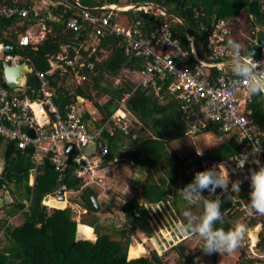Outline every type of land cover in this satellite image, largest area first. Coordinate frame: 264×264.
Listing matches in <instances>:
<instances>
[{"label": "trees", "instance_id": "16d2710c", "mask_svg": "<svg viewBox=\"0 0 264 264\" xmlns=\"http://www.w3.org/2000/svg\"><path fill=\"white\" fill-rule=\"evenodd\" d=\"M8 1L9 4L12 2V0ZM79 2L94 12H98L95 11L96 8L106 3L120 5L155 3L165 9L167 14H152L147 18L142 17L141 12L133 10L121 11L120 14L129 15L131 22H142V25L147 26L148 32L158 28L162 23H169L171 30L180 39L184 48L189 51L193 49L189 40L192 38L194 47L202 57L209 56L211 49L209 34L201 27V23L214 29L220 22H226L232 27L233 33L236 32L238 19L241 16L252 19L254 24L251 30L257 24L264 25V0H125V2L123 0H79ZM58 9V16L65 19V22L60 23V20L46 18L47 24L52 25V31L48 33L46 39L42 40L37 49H34L31 44L24 46V54L30 57L35 69L41 71L50 69L48 54L58 52L64 45L68 46L72 53H80L85 58L83 73L86 75V80L82 87L76 88L73 95L63 94L61 91L54 94V101L62 110L72 98L83 95L90 100L94 99L93 104L100 111L102 122L115 112L119 102L130 93L127 97V107L137 115L139 121L149 129L150 133L143 134L145 136L143 138L139 136L134 138L132 131L124 133L118 128L113 135L108 131L105 133L108 144L112 149L119 147L124 140H127L129 144L138 143V149L130 155L132 163L145 166L148 171L162 170L163 176L159 181L152 180L144 183L140 193L124 203L122 210L125 212L126 220L123 221L122 226L118 227L116 222L105 224L100 221L97 215L98 209L92 199V195L97 196V192L93 186L85 184L83 177L76 175L72 164L67 166L63 181H59L58 172L54 168H48L45 163H41L38 166L35 184L30 185V173L34 163L31 160V154L20 149L13 155L10 169L4 176L6 188L14 196V201L0 209V264H168L164 256L159 255L156 250L150 251L147 255H141L145 249L144 247L140 249L139 246L143 244H131L137 228L146 234H151L150 219L158 215L156 208L165 209L173 219L174 225L177 220L184 218L183 213L186 210L197 215L203 213L202 203L197 201L194 202L196 204H189L183 199L181 191L184 183L194 177L196 172L201 171L200 166L197 162L190 163L188 166L191 171L187 172L184 158L171 154L169 150L172 141L186 136L187 121L182 116L176 99L162 101L153 90L136 86L135 82L128 78L114 83L122 68L141 70L146 64V60L136 53L125 52L123 38L120 35L107 32L104 35H97L95 43L88 42L86 39L95 31L96 25L84 21L77 29L67 27V21L70 18L80 15L75 1L62 2ZM19 21L20 18L17 16L0 17V39L5 45L20 47L19 35L25 32L27 23L18 26V30L8 29L9 26H16ZM250 34L251 37L255 36L254 33L250 32ZM233 36L226 39V42L228 43L230 39L234 40ZM247 45L245 52L251 47V42L248 41ZM191 62H196L194 57ZM36 70H33L25 91L20 94L29 97L38 95L40 79ZM213 71L216 73L220 69L215 68ZM225 71L230 70L227 68ZM248 107L253 110L257 127L264 132V94L251 95ZM85 117L91 119L88 112L85 113ZM137 123L136 121L135 124ZM211 131H214L212 125L205 130V132ZM6 144L7 141H0V151ZM235 148L237 144L234 138H231L213 145L210 150L218 157H226L233 153ZM112 158L113 154L109 151L105 156V162ZM63 187L78 193L73 202L77 201L79 205L85 207L93 222L91 223V220L85 217H81L80 221L95 228L96 240L78 238L79 221L74 217L76 210L72 205L57 208L43 202L47 195ZM204 192L206 193V190ZM204 196L208 199L221 200L223 223L218 221L215 224L216 228L225 230L234 228L235 219L246 210L242 207L243 202L233 197L220 196L217 193L204 194ZM236 196L250 200L249 194L236 193ZM132 209L143 210L147 217L132 214ZM18 213H22V222L10 223V218ZM251 221L253 226L259 222L254 217ZM183 222L186 223V220L183 219ZM172 230L180 234L177 227ZM92 235L94 237V234ZM202 247L203 244L197 251L188 253L182 241L175 244L172 248L177 252L175 264H196L195 258L202 251ZM128 252L133 258L129 257ZM240 259H247L244 251ZM250 260L256 262L261 259L250 258Z\"/></svg>", "mask_w": 264, "mask_h": 264}, {"label": "built area", "instance_id": "2783aa9c", "mask_svg": "<svg viewBox=\"0 0 264 264\" xmlns=\"http://www.w3.org/2000/svg\"><path fill=\"white\" fill-rule=\"evenodd\" d=\"M55 1L68 2V0ZM75 5L80 15L70 18L67 27L77 29L86 21L96 25L93 32L95 36L107 32L120 35L127 54L136 53L146 60L143 69L131 70L130 79L136 86L153 90L162 101L171 98L178 101L182 116L188 124L186 136L193 140L199 134L220 133L217 135L219 139L226 137L227 141L234 138L237 148L226 157L214 155L210 150L211 146L200 149L193 141V151L187 157V161L192 164L197 162L201 171L224 163L227 169L225 174H229L230 180L242 181L241 190L237 194H250V180L246 177L250 176V169L258 167L253 161L259 159L264 163V132L257 127L253 110L248 107L251 95L248 94L246 86L231 72L228 64L232 50L228 47L226 39L232 36V27L226 22H220L214 29H210L201 23V27L209 34L211 49L209 56L202 57L194 47L192 38L189 40L193 49L189 51L184 48L169 23H162L158 28L148 32L147 26L142 25V22H131L129 15L120 14L121 11L129 10L145 12L148 16L167 14L165 9L155 3L122 5L106 3L96 8L95 11L98 12L84 7L79 0L75 1ZM16 14L29 18L31 15H38L37 12L31 13L26 8L19 9L17 5L0 6V17H11ZM165 33L169 35L171 44L165 43ZM251 33L255 36L249 38L250 49L256 44L261 48L258 56L251 55L254 60L264 62V25H255ZM260 34L262 37L258 40ZM30 41L31 36L28 33L20 35L19 45L23 50L21 55L3 52L4 45L1 44L0 64L2 61H7L11 65L31 61L30 57L24 54L23 49L30 44ZM245 54L241 53V55ZM193 57L196 60L194 63L191 62ZM84 65L85 61L80 63L82 68ZM215 68L220 71L215 73L213 71ZM227 68L230 71H225ZM51 72L52 68L46 71L37 70L40 87L36 97L22 95L20 94L22 91H13L0 82V141L9 143L13 140L18 150L25 151L26 147H33V151L29 152L34 163L30 173V185L35 184L38 166L44 163L42 159L44 155L54 164L53 168L59 174L58 180L63 181L69 165L66 145L72 143L76 149L72 162L75 173L89 184L93 182L94 170L101 165L103 158L110 151L105 133L108 131L113 135L118 128L124 133L130 131L132 123L130 112L121 110L128 108L127 97L130 93L119 102L117 109L109 118L101 122V116L98 119L99 125L91 127L80 101H70L64 106V110L54 101ZM79 76L80 82L86 79L83 71ZM89 114L91 117L92 113ZM210 125L213 126L214 131L205 132ZM30 130L33 131L32 134ZM92 142L95 144V149L88 153L85 149ZM253 142L257 146H262L259 153L253 154ZM242 154L248 155V161L243 168H240L238 164L243 160ZM62 189L67 196L70 191L65 187ZM231 193L234 199L242 201V207L248 210L249 201L236 198V193L231 191L229 184L228 194ZM248 212L251 216H256L255 213L249 210ZM257 226H259L257 241L250 242V249L254 253L257 244L264 237V220H259L255 226L249 227ZM172 240L174 241V238Z\"/></svg>", "mask_w": 264, "mask_h": 264}, {"label": "crops", "instance_id": "0c3cea01", "mask_svg": "<svg viewBox=\"0 0 264 264\" xmlns=\"http://www.w3.org/2000/svg\"><path fill=\"white\" fill-rule=\"evenodd\" d=\"M74 1H78V0H74ZM61 4H62V2L55 1V0H12V2H10V4H9L8 0H0V6H10V5L15 6V5H17V7L19 9H25L26 8L31 13H33V12L38 13L37 16L31 15L30 18L29 17H22L21 15L16 14L14 16L19 17L20 21L17 22L16 26H9L8 27L9 30H11V29L18 30V26L23 25L26 22L27 23V29L23 33L24 34L28 33L31 36L30 44L33 46L34 49H37L38 45L42 42V40L46 39L48 33L52 31V25L47 24V22L45 21L46 18L48 20H60V23L65 22V19H61L60 16H58V14H57V11L59 10L58 7ZM26 5H29V6H26ZM23 33H20V35ZM234 34L236 36V33L232 32V36ZM20 35H19V38H20ZM233 39L236 42L240 43V41L237 40V37H233ZM86 41L92 42V43L96 42V36L93 34V32L87 37ZM248 41H247V43L245 42V47L244 46L242 47L241 53H247V52H245V50L248 47V45H247ZM1 44L5 46L3 41L0 39V45ZM249 49L250 48H248V50ZM0 55H2V53H0ZM48 60L50 63V69L52 68V72H51L50 76H51L54 92H60L61 91V93L68 94V95L75 94L76 88L78 89L79 86L82 87V84H81L82 82H80L79 74L83 71V68H82V66H80V63L85 61V58L80 53H76V52L72 53L69 50L68 46L64 45V46H61V48L58 52L48 54ZM3 62L4 61H2L1 65H0V68H1L0 73L3 72V68H4ZM75 64H77L79 66L78 69H76ZM25 65L31 71L28 74L27 80L23 79L22 80V86L20 88H17V90H15V89H11V90L16 91V92H21V91L24 92L25 91L26 86H27V82L29 80L31 73L33 72V70H36L34 67V64L31 61H27L25 63ZM90 66H92V65L90 64ZM50 69H48V70H50ZM122 70H123V72H122ZM36 72H37V70H36ZM120 72L125 73L126 77L128 79H130V76H131V70L130 69L122 68ZM71 74L77 78L76 79V83H77L76 87H73V85L71 84V81L68 82V80H69L68 78H70ZM72 100L80 101V103H81L82 107L85 109L86 113L87 112H89V113L94 112L95 113V111L93 109L94 108L93 106H95L93 104L94 102L92 100H90L89 98L84 97L83 95H77L76 98H72L71 101ZM95 115L96 114H91L92 118L90 119V121L95 122L94 125H98V122H99L98 119L100 117L97 118ZM130 115H131L130 117L132 120L131 126L133 124H135L136 121L138 122L137 124H135V126L130 128V131L133 132L134 138H136L137 136L143 138V136H144L143 134L150 133L148 131L149 129L147 127H145L142 122L139 121V118L137 117V115L132 110L130 111ZM93 118H95L96 121H93ZM204 134H206V133H204ZM208 134H210V133H208ZM211 135L214 138H217V135L210 134L207 142L205 143L206 146H209V144H211V142L213 141V140H211V141L209 140ZM225 138L226 137H222L221 139L218 138L220 140L219 143L225 142L226 141ZM7 144L5 146H3L4 151H0V172L4 168L3 158H4V152H5V149L7 147ZM124 149H125L126 154H125V156H122ZM136 149H138V143L137 144H129V142L127 140L122 141V143L119 147L110 149L111 154H113V158L111 160H108L107 162H105V157H104L101 165L94 170L93 182H90L89 184L85 183L87 185L93 186L97 192V196L94 195L97 198L98 203L100 205V208L99 209L97 208L98 209L97 215L100 217V221L102 223L106 224V222H117L118 218L121 220L123 218V215L125 214V212L122 210L124 203H126L131 198H133L137 193H140L142 186L141 187H135L134 183H133L134 182L133 178H134L135 173H143L145 175V179L143 180V184L148 182V181H152V180L159 181L160 178L163 176L162 170L151 169V171H148L145 166L132 163V160L130 159V155ZM123 160L127 166V169H122V168H118L115 166L118 161H123ZM190 180L191 179H189L187 182L184 183V187L189 183ZM29 183H30V179H29ZM6 190H9V189L6 187L4 189H0V195H2ZM9 192H10V190H9ZM73 192L74 191H70L67 194V196H65V199H63V200L58 199L57 197L49 196V198H51L49 200L50 204L47 203V200L44 199L46 202L45 204H47L48 206L50 205V207H57V208H64L67 205H72L74 207V209L76 210L74 213V217L79 221L78 227L80 224H83L80 221L81 217H85V218L90 219L91 220L90 222L92 223L93 220L91 219L90 215L88 214L87 209L85 207H83L82 205H79L77 201L73 202V199L76 198V197H72L71 193H73ZM107 194L109 197H107ZM10 196L11 197H9V199H8L9 203H7L6 200L3 201V203L0 204V209H2L5 204H10L12 201H14V196L11 194V192H10ZM168 196L170 197L171 195L169 194ZM71 199H72V201H71ZM110 199L113 200L114 204H111ZM105 201H107V202H105ZM108 202L111 204L110 209H108L110 206L107 207V205H106V203H108ZM58 204H61V205H58ZM115 218H117V220ZM22 220H23L22 213H18L15 216H13L12 218H10L9 222L13 223V224H19L20 222H22ZM85 227H87L88 230L92 234H93V230H92V228H93L94 234L97 237V235L95 233V228L93 226L91 228L90 226L85 225ZM250 230L252 231L253 229H250ZM77 233H78L79 238L84 237V236L80 235L78 229H77ZM257 233L258 232H256L255 228H254V232L250 233L251 239L253 237H257ZM96 237L95 238L94 237H91V238L84 237V238L96 240ZM259 246L261 247V249L263 251L259 254H263L262 256H264V245L261 246V244H260ZM242 252H240V250H239V252L236 251L237 258L235 259V261L238 262L236 264H239V262L241 261L240 256H241ZM252 253H254V252H252ZM255 253H258V252L255 251ZM238 255H239V258H238ZM130 258H133V257H130ZM219 258H220V256H219ZM250 258H253V257L247 256V259H250ZM219 264H220V262H219Z\"/></svg>", "mask_w": 264, "mask_h": 264}, {"label": "clouds", "instance_id": "9594fccd", "mask_svg": "<svg viewBox=\"0 0 264 264\" xmlns=\"http://www.w3.org/2000/svg\"><path fill=\"white\" fill-rule=\"evenodd\" d=\"M164 41L171 44L167 33L164 34ZM228 47L232 50L228 61L231 72L246 86L249 95L264 94V62L254 60L250 53L241 55L242 45L235 40L230 39ZM261 149L262 146H257L253 142V154L259 153ZM242 156L243 160L238 164L240 168H243L248 161L247 154H242ZM253 162L258 167L250 169V176L246 177L250 180L251 187L248 209L250 212L264 215V163H261L259 159ZM226 171L224 163L213 165L211 168L196 172L194 179L181 189L183 199L189 204L196 201L202 203L203 213L197 215L188 210L184 211L183 216L186 223L178 224L177 229L181 234L198 236L203 241L201 250L205 254L233 252L241 245L249 231L246 225L239 223L228 230L216 228L215 224L218 221L223 223V215L220 210L221 200L208 199L202 195L205 190L215 194L217 188L228 193L229 184H231L232 192H240L242 181L239 179L231 181L229 174H225ZM259 243L261 244V241Z\"/></svg>", "mask_w": 264, "mask_h": 264}, {"label": "rangeland", "instance_id": "374dc122", "mask_svg": "<svg viewBox=\"0 0 264 264\" xmlns=\"http://www.w3.org/2000/svg\"><path fill=\"white\" fill-rule=\"evenodd\" d=\"M123 2H125V0H123ZM254 22L252 21V19H249L245 16H241L238 19V25L236 27L237 29H235V33L236 36L234 34L233 37H237V40L240 41L242 47H245V42L247 43V41L249 40V38L251 37L250 32L252 31L251 28L253 26ZM258 25V24H257ZM233 27V28H234ZM76 69L79 68V66L77 64H75ZM123 72V70H122ZM120 72L119 77L115 78L114 83H118L121 79H126V75L125 73ZM68 82L71 81V84L73 85V87H76L77 83H76V77L74 75L71 74L70 78H68ZM86 80V79H85ZM84 80V81H85ZM84 81L81 83L82 85L84 84ZM92 101H94V99H92ZM95 113L93 112V114H96L95 116L101 117V113L98 110L97 107L93 106ZM122 111H129L130 109H126V108H122ZM89 125L92 127L94 126L95 122L90 121L89 119H87ZM93 121H96L93 119ZM209 134H199L198 136L195 137V139H190V137L188 136H184L182 138L176 139L174 141L171 142V146L169 147L170 153L171 154H177L179 157L184 158L185 161V166L187 169V172L191 171L190 167L188 166V164H190L187 161V156L189 155V153L191 151H193V141H195L196 146L200 149L205 148L206 146V142L208 140ZM209 140H213L211 142V144H209V146L211 145V147L217 143L220 142V140L218 138H214L212 135L210 136ZM192 149V150H191ZM1 151H4V147L1 148ZM2 154V153H1ZM126 152L125 149L123 151V155L125 156ZM4 161V158H3ZM118 168H122V169H127V166L123 161H118L117 164L115 165ZM69 193V192H68ZM218 195H226L229 198L233 197V194L231 193V195H228L227 193H225L221 188H217L216 192ZM209 195L211 194L209 191L206 190V193L203 191L202 195ZM72 197H76L77 196V192H73L71 193ZM107 197L108 194H107ZM234 198V197H233ZM237 198V197H236ZM111 204L113 203V200L110 199ZM235 201V200H234ZM107 202V201H105ZM197 202V201H196ZM44 203H46L44 201ZM109 202L106 203L107 207H109L111 205ZM196 204V203H193ZM111 206L108 208L110 209ZM157 210V216L156 217H152V219H150V230H151V234H146L143 230H141L140 228H137L135 237L133 238L132 244L131 245H137L138 243L143 244V246H139L140 249H142L144 247V251L141 252V255H147L150 253V251L152 250H156L157 253H161V255L164 256V258L167 260L168 264H175V259L177 256V252L172 250L173 246L177 243H179L180 241H182L186 251L188 253L191 252H195L197 251L200 246L203 244V241L196 235L194 234H179L176 230H172L173 228H176L178 224L184 223L183 219H181L180 221L177 220V223L174 225L173 224V219L171 218V216L169 215V213L165 210V209H160L158 210V208H156ZM230 211H232L231 208H229ZM198 212V211H196ZM255 213V212H252ZM256 216H251L249 214V212L247 210H245V212L243 214H240L236 219H235V225L236 224H243L246 225L247 228H251L249 226H253L252 225V221L251 219L254 217L257 220H264V215L262 214H258L255 213ZM161 220H160V219ZM117 220V218H115ZM126 220V215H123V218L120 220L118 218L116 225L118 227L122 226L123 221ZM169 229V230H168ZM251 229H253L252 231L249 229L248 233H246L245 239L243 240V242L241 243V245L234 250L231 253H218V252H214L212 254H205L203 251L199 252L195 258L196 260V264H236L238 263L237 261H235V259L237 258V252H242L244 251V253L246 254V256H251L253 258H257V259H261L259 261H256V264H264V256H262V254L259 255H255L254 253H252V250L250 249V245H251V235H249L251 232H254V228L252 227ZM259 230V226L255 227V231L258 232ZM181 235L179 238H177V236ZM174 238V241L172 240ZM176 241V243H175ZM178 241V242H177ZM130 245V246H131ZM159 251V252H158ZM255 251H257L258 253L263 252L261 247L258 245V247L255 249ZM129 256L130 253L128 252ZM230 256H229V255ZM160 255V254H159ZM220 256V258H219ZM131 257V256H130ZM239 258V255H238Z\"/></svg>", "mask_w": 264, "mask_h": 264}, {"label": "water", "instance_id": "95a60500", "mask_svg": "<svg viewBox=\"0 0 264 264\" xmlns=\"http://www.w3.org/2000/svg\"><path fill=\"white\" fill-rule=\"evenodd\" d=\"M141 16L144 18L148 17V14L145 12H141ZM262 37V34L259 35L258 40H260V38ZM261 48L259 47L258 44H256L255 46H253L251 49H249L247 51L246 54L250 53L254 56H258L260 54ZM3 52L5 53H15V54H23V50L17 46L14 45H5L3 48ZM3 72L0 73V82L2 83V85L4 87L10 88V89H15L17 90V88H20L22 86V80L26 79L28 77V74L31 72L25 65V63H20L17 65H11L9 62L4 61L3 62ZM93 114V113H92ZM32 130H30V133L32 134ZM94 142H92L88 147H86L85 151L88 153H91L94 151L95 146H94ZM66 150L68 152V163L72 164L73 162V154L76 153V149L74 147V145L72 143H68L66 145ZM18 149L15 146V142L13 140H11L8 144L7 147L5 149L4 152V168L2 169V171L0 172V189H4L6 187L5 181H4V176L7 174V172L10 169L11 166V160L14 154L18 153ZM26 152H32L33 151V147L32 146H28L25 148ZM45 165L48 168H53L54 164L52 163V161L50 160V158L46 155H44L42 157ZM134 186L135 187H141L143 184V180L145 179V175L143 173H135L134 174ZM194 179V177L191 178V180L189 181V183ZM49 196L51 197H57L58 199H65V195H64V190L60 189L57 192H54L50 195H47L45 197V200L49 199ZM9 197L10 196V192L9 190H6L2 195H0V204L3 203V201L6 200L7 203H9ZM92 199L94 202V205L99 209L100 205L98 203L97 198L92 195ZM132 214L136 215V216H143V217H147V214L142 210V211H138L136 209H132ZM87 225V224H85ZM90 226V225H88ZM92 228V226H90ZM79 230V227H78ZM93 233H94V229L92 228ZM95 234H94V238H95ZM79 238V237H78ZM84 238V237H81ZM97 238V237H96ZM89 239V238H87ZM264 245V238L261 240V246ZM239 264H256L254 261L250 260V259H243L239 262Z\"/></svg>", "mask_w": 264, "mask_h": 264}, {"label": "bare ground", "instance_id": "6f19581e", "mask_svg": "<svg viewBox=\"0 0 264 264\" xmlns=\"http://www.w3.org/2000/svg\"><path fill=\"white\" fill-rule=\"evenodd\" d=\"M79 233H80V235H82L84 237H89V238L93 237L92 233L88 230L87 227H85L84 224L79 225ZM252 240H253V242H255L257 240V237H253Z\"/></svg>", "mask_w": 264, "mask_h": 264}]
</instances>
